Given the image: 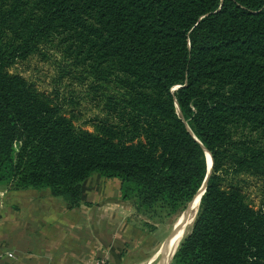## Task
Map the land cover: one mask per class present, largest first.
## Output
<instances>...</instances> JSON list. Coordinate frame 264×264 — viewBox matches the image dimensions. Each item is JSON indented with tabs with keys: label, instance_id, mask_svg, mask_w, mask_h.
I'll list each match as a JSON object with an SVG mask.
<instances>
[{
	"label": "trees",
	"instance_id": "16d2710c",
	"mask_svg": "<svg viewBox=\"0 0 264 264\" xmlns=\"http://www.w3.org/2000/svg\"><path fill=\"white\" fill-rule=\"evenodd\" d=\"M42 48L100 106L92 131L10 73ZM204 149L211 173L170 264H264V205L239 187L264 181V0H0V186L76 208L98 174L153 219L191 202Z\"/></svg>",
	"mask_w": 264,
	"mask_h": 264
},
{
	"label": "crops",
	"instance_id": "0c3cea01",
	"mask_svg": "<svg viewBox=\"0 0 264 264\" xmlns=\"http://www.w3.org/2000/svg\"><path fill=\"white\" fill-rule=\"evenodd\" d=\"M143 222L153 226L121 198L115 178L85 179L76 208L48 189L0 186V264H87L96 257L106 264H152L160 249L156 231Z\"/></svg>",
	"mask_w": 264,
	"mask_h": 264
},
{
	"label": "rangeland",
	"instance_id": "374dc122",
	"mask_svg": "<svg viewBox=\"0 0 264 264\" xmlns=\"http://www.w3.org/2000/svg\"><path fill=\"white\" fill-rule=\"evenodd\" d=\"M41 52H44L46 55L40 56L39 54H35L24 61H18L9 68L10 73L20 75L29 83L33 84L40 92H44L52 98L57 96L59 102H65L64 108L72 112L71 114L76 118L74 120L75 126L92 131V127L87 125L86 122L90 118L102 117L100 106L97 107L96 101H92L90 97H85L87 94L84 92L87 90L85 85L81 87L72 76L65 75L64 72L70 70L68 67L69 61L62 58L61 54L53 49L42 48ZM71 98H74L75 102H78V105H69L68 103ZM239 179L243 180V183H240L239 187L247 197L248 202L255 209L263 206L264 181L249 176H240ZM185 209L179 210L174 214L162 211L155 215L153 219L147 218L153 224V226L149 224L151 226V232L156 231L155 240L159 246L157 248L158 251L162 248L163 243L172 232ZM191 215H194L193 219L191 224L183 232L181 240L189 233L196 216V211L195 214L192 211ZM146 229L148 231L150 230L148 228ZM160 259L161 255H158L152 264H158Z\"/></svg>",
	"mask_w": 264,
	"mask_h": 264
},
{
	"label": "water",
	"instance_id": "95a60500",
	"mask_svg": "<svg viewBox=\"0 0 264 264\" xmlns=\"http://www.w3.org/2000/svg\"><path fill=\"white\" fill-rule=\"evenodd\" d=\"M206 154L209 155V162H208V160L206 158V163H207V174H206V177H205L200 189L197 191V193L195 194V196L193 197L191 202L188 204L187 208L182 213V216L180 217V219L175 224L172 232L170 233V235L167 237V239L163 243V246H162V249H161V252H160L161 259H160L158 264H170L171 263V260H172L174 254H175L176 249H177V248L176 249H172L171 253L169 254L168 248L171 245V241L174 240L176 238V236L182 231V228L184 227L187 218L190 216L191 212L193 211L194 206H196L197 210H198V207H199V204H200V199H201V197H202V195H203V193L205 191L207 179H208V177H209V175L211 173V168H212L211 156L205 150V156H206ZM196 213H197V211H196Z\"/></svg>",
	"mask_w": 264,
	"mask_h": 264
},
{
	"label": "bare ground",
	"instance_id": "6f19581e",
	"mask_svg": "<svg viewBox=\"0 0 264 264\" xmlns=\"http://www.w3.org/2000/svg\"><path fill=\"white\" fill-rule=\"evenodd\" d=\"M206 158H207V160H208V162H209V155L208 154H206ZM196 204V203H195ZM194 204V205H195ZM196 206H194V208H193V212H194V214H195V211H197V207L195 208ZM193 216L194 215H191L189 218H187V220H186V223H185V225H184V227L182 228V231L176 236V238L174 239V240H172L171 241V245L169 246V248H168V251H169V254L171 253V251H172V249H176L177 248V246L179 245V243H180V240H181V237H182V235H183V232L185 231V229H186V227L189 225V224H191V221H192V219H193ZM171 248V249H170ZM162 249V248H161ZM161 249H160V252H161Z\"/></svg>",
	"mask_w": 264,
	"mask_h": 264
},
{
	"label": "built area",
	"instance_id": "2783aa9c",
	"mask_svg": "<svg viewBox=\"0 0 264 264\" xmlns=\"http://www.w3.org/2000/svg\"><path fill=\"white\" fill-rule=\"evenodd\" d=\"M87 264H106V263H105V259L104 258L96 257V258H93L90 261H88Z\"/></svg>",
	"mask_w": 264,
	"mask_h": 264
}]
</instances>
